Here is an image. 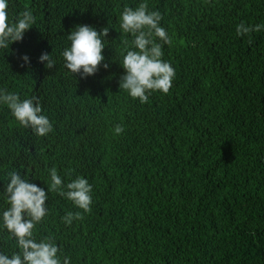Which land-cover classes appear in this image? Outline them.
<instances>
[{"label":"trees","instance_id":"obj_1","mask_svg":"<svg viewBox=\"0 0 264 264\" xmlns=\"http://www.w3.org/2000/svg\"><path fill=\"white\" fill-rule=\"evenodd\" d=\"M11 2L38 22L0 56V86L37 97L55 132L38 138L0 110V167L24 165L47 189L55 166L94 189L92 212L70 228L61 218L71 203L50 192L41 234L73 264H264V31L251 43L236 33L264 21V0H148L172 38L164 59L176 77L145 104L119 87L118 14L141 0ZM77 24L109 27L107 70L81 78L63 67L58 52ZM44 53L57 55L51 69Z\"/></svg>","mask_w":264,"mask_h":264},{"label":"clouds","instance_id":"obj_2","mask_svg":"<svg viewBox=\"0 0 264 264\" xmlns=\"http://www.w3.org/2000/svg\"><path fill=\"white\" fill-rule=\"evenodd\" d=\"M163 14L150 9L148 0L133 6L125 5L118 14V31L122 45L118 48L119 64L124 69L119 87L132 100L145 104L154 93L169 94L176 71L171 61L164 59V46L172 44L167 29L162 26ZM38 17L31 6L14 11L11 0H0V56L9 52L11 46L24 39L25 33L37 26ZM264 31V21L250 25H236L237 35ZM109 27L97 29L89 24H77L68 34L67 42L58 57L69 74L81 78L95 75L105 62L104 50ZM56 54L44 53L39 57L44 66L51 69ZM22 60L27 63L29 57ZM24 65L22 64L21 67ZM0 110H7L12 122L19 128L30 129L38 138H46L55 132L50 116L35 96H21L20 92L0 86ZM114 134L125 131L123 124H116ZM0 236L10 245L0 249V264H73V258L57 242L54 235L41 234L40 227L51 215L46 207L49 193L58 194L72 205L65 211L61 222L70 228L74 221H82L92 212L93 184L83 175L61 174L52 166L45 171L47 189L32 182L25 166L0 167ZM73 209L75 211H73Z\"/></svg>","mask_w":264,"mask_h":264}]
</instances>
